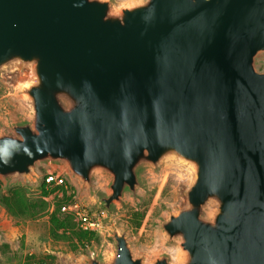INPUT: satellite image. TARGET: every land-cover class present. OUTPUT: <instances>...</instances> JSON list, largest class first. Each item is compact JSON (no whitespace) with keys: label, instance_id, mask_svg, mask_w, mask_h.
Segmentation results:
<instances>
[{"label":"water","instance_id":"obj_1","mask_svg":"<svg viewBox=\"0 0 264 264\" xmlns=\"http://www.w3.org/2000/svg\"><path fill=\"white\" fill-rule=\"evenodd\" d=\"M264 0H0V69L26 65L29 121L0 133V175L63 161L110 175L109 207L137 169L175 157L194 178L161 222L181 255L150 263L125 232L89 264H264Z\"/></svg>","mask_w":264,"mask_h":264},{"label":"rangeland","instance_id":"obj_2","mask_svg":"<svg viewBox=\"0 0 264 264\" xmlns=\"http://www.w3.org/2000/svg\"><path fill=\"white\" fill-rule=\"evenodd\" d=\"M109 1L114 8H121L141 0ZM255 68L264 69V51L256 54ZM30 77L31 69L26 65L0 69V133H13V124L30 120L32 109L23 92ZM52 170L63 173L66 180V188L57 193H71L82 211L100 218V226L84 247L73 249L75 239L52 237L50 207L35 218H20L9 215L0 203V264H22L31 259L41 264H89L90 255L102 258L113 251V230L125 232L133 254L141 256L144 263L161 255L172 263L178 260L182 252L179 240L168 239L161 222L186 204V190L194 178L190 163L169 157L157 165L142 164L137 169L135 191L125 189L109 207L102 197L110 193V175L98 172L90 184L82 183L63 161H36L30 173L8 178L0 175V195L10 186L21 185L29 197L36 198L41 194L43 175ZM135 212L143 213L139 226H135Z\"/></svg>","mask_w":264,"mask_h":264},{"label":"trees","instance_id":"obj_3","mask_svg":"<svg viewBox=\"0 0 264 264\" xmlns=\"http://www.w3.org/2000/svg\"><path fill=\"white\" fill-rule=\"evenodd\" d=\"M44 177L45 174L40 185L41 194L36 198L29 197L25 188L21 185L8 187L6 192L0 195V203L5 211L13 217L20 218H35L42 215L50 207L47 196L54 189L46 188ZM61 189H63V186H61ZM71 197L72 194L66 193L64 190L62 196L56 199L50 212V233L53 238L75 239L72 248L76 249L84 247L86 241H89L93 236L94 231L80 228L71 214L63 213L60 210L62 203L72 201ZM134 215L136 216L135 226H139L143 213L135 212Z\"/></svg>","mask_w":264,"mask_h":264},{"label":"built area","instance_id":"obj_4","mask_svg":"<svg viewBox=\"0 0 264 264\" xmlns=\"http://www.w3.org/2000/svg\"><path fill=\"white\" fill-rule=\"evenodd\" d=\"M45 181V186L47 189H54V193L51 194L49 193L47 196V199L50 203V209L53 208L54 203L56 201L55 195L59 198L62 196V194L57 191H60L61 186L66 188V180L65 177L63 176V173L60 171H48L45 173L44 177ZM57 198V199H58ZM60 210L63 213L66 214H71L73 216L74 221H76L77 226L83 229H88V230H95L100 226V218L97 216H90L87 212L82 211V208H80L79 204L75 201H69V202H64L60 206ZM22 264H41L40 262L36 260H23Z\"/></svg>","mask_w":264,"mask_h":264}]
</instances>
